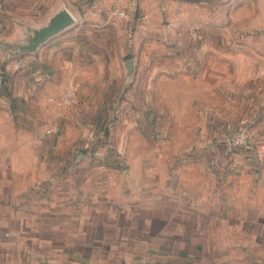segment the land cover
Instances as JSON below:
<instances>
[{
	"label": "crops",
	"instance_id": "0c3cea01",
	"mask_svg": "<svg viewBox=\"0 0 264 264\" xmlns=\"http://www.w3.org/2000/svg\"><path fill=\"white\" fill-rule=\"evenodd\" d=\"M116 2L35 53L6 54L1 33L0 264H264V39L158 44L166 57L129 74ZM240 119L250 146L229 151Z\"/></svg>",
	"mask_w": 264,
	"mask_h": 264
},
{
	"label": "rangeland",
	"instance_id": "374dc122",
	"mask_svg": "<svg viewBox=\"0 0 264 264\" xmlns=\"http://www.w3.org/2000/svg\"><path fill=\"white\" fill-rule=\"evenodd\" d=\"M5 1L8 7L2 20H11L13 28L20 32V38L25 32H31V29L46 24L61 8H67L75 14L78 19L76 24H83L76 14L95 2V0ZM123 4L127 16L120 18L113 10L112 17L120 22L129 19L127 34L125 36L123 30L116 28L113 36L115 40L119 39L118 42L131 41L134 38L138 41L136 51L131 52L124 61V69L127 72V62L130 60L134 61V72L137 71V66L142 67V71H149L155 59L166 57L164 55L168 52L167 49L154 48L160 44L172 45L174 49L172 55L179 57L186 53L193 54L194 51L187 50L186 45L195 40L264 39V0H123ZM202 12L204 18L198 21ZM73 31L78 33L79 29L70 30ZM1 33L5 35L7 43L10 32H4L0 28V36ZM8 52L9 48H6V54ZM155 131L151 140L162 147L163 145L155 139ZM110 152L115 153L113 150ZM120 160L122 162L120 168H126V163ZM259 162L261 169H264V152ZM262 179L263 177L259 178Z\"/></svg>",
	"mask_w": 264,
	"mask_h": 264
},
{
	"label": "water",
	"instance_id": "95a60500",
	"mask_svg": "<svg viewBox=\"0 0 264 264\" xmlns=\"http://www.w3.org/2000/svg\"><path fill=\"white\" fill-rule=\"evenodd\" d=\"M76 24V18L67 8L59 9L53 14L48 22L38 28H33L31 32H25L24 36L18 38L14 43L7 42L11 56H22L25 53H35L40 47L51 39L71 29ZM24 37V38H23ZM128 73L134 72V61L127 62Z\"/></svg>",
	"mask_w": 264,
	"mask_h": 264
},
{
	"label": "built area",
	"instance_id": "2783aa9c",
	"mask_svg": "<svg viewBox=\"0 0 264 264\" xmlns=\"http://www.w3.org/2000/svg\"><path fill=\"white\" fill-rule=\"evenodd\" d=\"M4 14V6L2 1L0 0V28L2 26V17ZM115 15L120 18H125L127 16V12L124 9L123 0H117L116 2V9H115ZM22 66V62L19 60L14 63V70H19ZM77 88L76 87H70L68 88L64 95L62 96V103L65 105H73L77 101ZM155 139L158 143L161 145H165L167 142V139L165 137V134L163 130L160 128H157L155 131ZM249 124L246 119H240L234 129V131L227 137L226 139V147L229 149V151H234L238 149H247L249 148ZM117 165V163H115ZM111 166L113 164L111 163ZM99 168L106 172L109 170V166L106 164H99Z\"/></svg>",
	"mask_w": 264,
	"mask_h": 264
},
{
	"label": "trees",
	"instance_id": "16d2710c",
	"mask_svg": "<svg viewBox=\"0 0 264 264\" xmlns=\"http://www.w3.org/2000/svg\"><path fill=\"white\" fill-rule=\"evenodd\" d=\"M106 134H108V132L106 131L105 132ZM244 150H248V148L247 149H244ZM113 156V159H114V161H115V163H117V167H121L122 165V162H121V160L119 159V156L116 154V153H114V154H112ZM104 162H106L105 164H109V160H105ZM114 167H115V165H114Z\"/></svg>",
	"mask_w": 264,
	"mask_h": 264
}]
</instances>
